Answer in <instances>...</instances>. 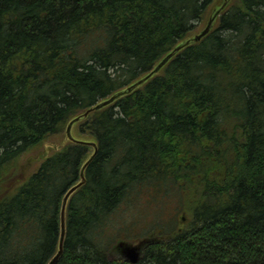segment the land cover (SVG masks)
Returning <instances> with one entry per match:
<instances>
[{"label": "trees", "instance_id": "1", "mask_svg": "<svg viewBox=\"0 0 264 264\" xmlns=\"http://www.w3.org/2000/svg\"><path fill=\"white\" fill-rule=\"evenodd\" d=\"M222 1L0 0V264L57 251L63 197L94 151L64 143L68 121L149 73ZM74 134L98 152L58 264H264V0H233L205 38ZM126 203L181 219L153 231L137 263L113 250Z\"/></svg>", "mask_w": 264, "mask_h": 264}, {"label": "water", "instance_id": "2", "mask_svg": "<svg viewBox=\"0 0 264 264\" xmlns=\"http://www.w3.org/2000/svg\"><path fill=\"white\" fill-rule=\"evenodd\" d=\"M231 2V0H223V2L215 9H213L210 14L208 15V18L205 22V25L203 28L195 33L194 35H191L184 40H182L180 43L176 44L169 52H167L154 66V68L147 73L146 75H143L142 77L138 78L136 81L132 82L130 85L121 88L119 90H116L111 95H108L107 97L99 100L97 103L92 105L91 107L87 108L86 110L80 112L79 114L73 116L66 126V137L65 142L67 141H73L76 143H82V144H89L94 147V151L91 153V155L86 159V161L83 163L81 167L80 172V179L73 184L69 189L66 191L62 206H61V215H60V237L58 242V248L55 254L48 260L46 264H58L61 257L64 254L65 251V240H66V234H67V218H68V207L71 197L80 189L82 186L86 183V168L90 164V162L93 160L95 155L98 152V145L96 141H87L82 138H79L75 136L73 129L77 122L84 119L89 115V113L103 109L110 104L114 103L117 99H119L122 96H125L129 92L133 91L134 89L141 86L143 83H145L148 79H150L155 74H158L163 67L170 61V59L180 50H182L184 47L197 43L198 41H201L203 38H205L208 33L215 27L218 18L220 14L225 10L227 5ZM53 147L60 148V146H56V143H50ZM145 240H138L136 242H132L126 239L118 240V242L115 245V249L120 252L123 257L130 261L131 263H137L141 259V247L145 244Z\"/></svg>", "mask_w": 264, "mask_h": 264}, {"label": "rangeland", "instance_id": "3", "mask_svg": "<svg viewBox=\"0 0 264 264\" xmlns=\"http://www.w3.org/2000/svg\"><path fill=\"white\" fill-rule=\"evenodd\" d=\"M204 24L205 21L199 25V28L195 32L199 31ZM39 152V148L28 151L22 156V159L23 161H27V159L31 155H38ZM41 161L42 160H36V162L33 164L32 172H35L38 169ZM148 211L149 210H147L146 208L137 210L136 206L132 203L122 204L116 211L112 219L113 226L111 227V230L113 229L114 231H116H113L112 235L113 237H116L115 240L121 237L135 240L137 237L144 238L145 236L149 235V232L155 231L158 228L161 229V232L167 233L174 226H181V219L179 220L177 225V220L175 222L171 217L162 216L161 213L159 215L158 213H150ZM180 212L181 215H184L185 217L183 221L187 222V213H185L183 210Z\"/></svg>", "mask_w": 264, "mask_h": 264}, {"label": "flooded vegetation", "instance_id": "4", "mask_svg": "<svg viewBox=\"0 0 264 264\" xmlns=\"http://www.w3.org/2000/svg\"><path fill=\"white\" fill-rule=\"evenodd\" d=\"M147 248H148V245H144L143 248H142V250L144 251V250H146ZM119 257L122 258V256H119Z\"/></svg>", "mask_w": 264, "mask_h": 264}]
</instances>
